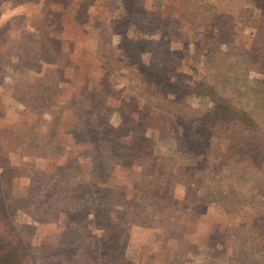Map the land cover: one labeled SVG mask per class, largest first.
Segmentation results:
<instances>
[{
    "label": "rangeland",
    "instance_id": "1",
    "mask_svg": "<svg viewBox=\"0 0 264 264\" xmlns=\"http://www.w3.org/2000/svg\"><path fill=\"white\" fill-rule=\"evenodd\" d=\"M0 264H264V0H0Z\"/></svg>",
    "mask_w": 264,
    "mask_h": 264
},
{
    "label": "trees",
    "instance_id": "2",
    "mask_svg": "<svg viewBox=\"0 0 264 264\" xmlns=\"http://www.w3.org/2000/svg\"><path fill=\"white\" fill-rule=\"evenodd\" d=\"M151 83V82H150ZM163 90L165 91L166 90V88H163ZM167 92H169V93H171V94H173V95H175V94H177V93H179L180 91L179 90H177V89H174L173 88V85L172 84H168L167 85ZM189 94V93H188ZM187 94V95H188ZM226 111V110H225ZM231 109H228V113H231ZM233 112V111H232ZM243 123H246V121H244Z\"/></svg>",
    "mask_w": 264,
    "mask_h": 264
}]
</instances>
